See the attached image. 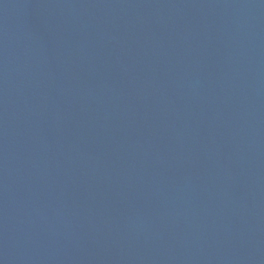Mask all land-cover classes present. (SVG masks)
Masks as SVG:
<instances>
[{
    "label": "water",
    "instance_id": "1",
    "mask_svg": "<svg viewBox=\"0 0 264 264\" xmlns=\"http://www.w3.org/2000/svg\"><path fill=\"white\" fill-rule=\"evenodd\" d=\"M0 264H264V0H0Z\"/></svg>",
    "mask_w": 264,
    "mask_h": 264
}]
</instances>
